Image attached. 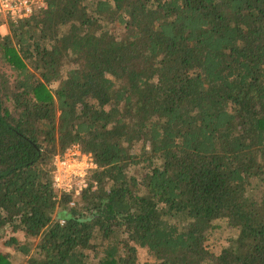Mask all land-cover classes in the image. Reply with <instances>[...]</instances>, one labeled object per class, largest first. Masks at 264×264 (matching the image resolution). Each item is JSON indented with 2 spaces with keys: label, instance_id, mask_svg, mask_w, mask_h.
<instances>
[{
  "label": "trees",
  "instance_id": "obj_1",
  "mask_svg": "<svg viewBox=\"0 0 264 264\" xmlns=\"http://www.w3.org/2000/svg\"><path fill=\"white\" fill-rule=\"evenodd\" d=\"M47 1L0 32V244L21 264H264V0ZM73 144L98 168L71 205L53 161ZM218 220L237 234L214 252Z\"/></svg>",
  "mask_w": 264,
  "mask_h": 264
},
{
  "label": "built area",
  "instance_id": "obj_2",
  "mask_svg": "<svg viewBox=\"0 0 264 264\" xmlns=\"http://www.w3.org/2000/svg\"><path fill=\"white\" fill-rule=\"evenodd\" d=\"M47 8V0H0V25L18 22ZM53 164L55 189L60 195H71V205H74L89 187L90 174L98 168L93 154L83 151L79 144H73L56 154Z\"/></svg>",
  "mask_w": 264,
  "mask_h": 264
},
{
  "label": "rangeland",
  "instance_id": "obj_3",
  "mask_svg": "<svg viewBox=\"0 0 264 264\" xmlns=\"http://www.w3.org/2000/svg\"><path fill=\"white\" fill-rule=\"evenodd\" d=\"M9 31L8 24L0 25V32L7 33ZM217 228L210 237L211 247L214 252H220L221 249L228 245L229 238L236 236L237 231L230 228L225 220H218L215 222ZM0 248L5 251H9L12 255L13 264H21L24 255L21 252L14 250L12 247H5L0 244ZM141 257L143 260H148L149 258L145 255V251L141 252Z\"/></svg>",
  "mask_w": 264,
  "mask_h": 264
}]
</instances>
